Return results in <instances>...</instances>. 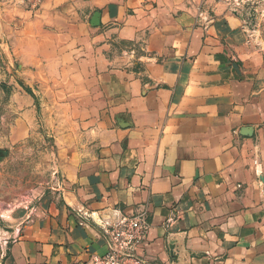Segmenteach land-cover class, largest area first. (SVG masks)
I'll list each match as a JSON object with an SVG mask.
<instances>
[{
	"label": "crops",
	"instance_id": "obj_1",
	"mask_svg": "<svg viewBox=\"0 0 264 264\" xmlns=\"http://www.w3.org/2000/svg\"><path fill=\"white\" fill-rule=\"evenodd\" d=\"M242 1L0 0V45L35 44L79 130L0 211V264H88L138 208L147 264H264V0Z\"/></svg>",
	"mask_w": 264,
	"mask_h": 264
},
{
	"label": "rangeland",
	"instance_id": "obj_2",
	"mask_svg": "<svg viewBox=\"0 0 264 264\" xmlns=\"http://www.w3.org/2000/svg\"><path fill=\"white\" fill-rule=\"evenodd\" d=\"M14 37L0 45V151L6 152L0 155L1 212L46 186L69 133H79L60 79L44 75L52 69L32 58L34 43Z\"/></svg>",
	"mask_w": 264,
	"mask_h": 264
},
{
	"label": "built area",
	"instance_id": "obj_3",
	"mask_svg": "<svg viewBox=\"0 0 264 264\" xmlns=\"http://www.w3.org/2000/svg\"><path fill=\"white\" fill-rule=\"evenodd\" d=\"M41 0H31L35 8ZM106 250L103 254L93 255L88 264H147L140 253L150 224L145 219V209L138 208L132 214H121L100 219Z\"/></svg>",
	"mask_w": 264,
	"mask_h": 264
},
{
	"label": "water",
	"instance_id": "obj_4",
	"mask_svg": "<svg viewBox=\"0 0 264 264\" xmlns=\"http://www.w3.org/2000/svg\"><path fill=\"white\" fill-rule=\"evenodd\" d=\"M6 152L5 151H0V155H5Z\"/></svg>",
	"mask_w": 264,
	"mask_h": 264
}]
</instances>
